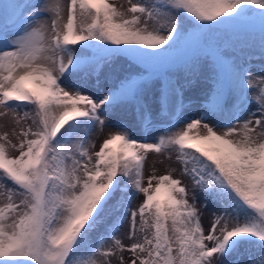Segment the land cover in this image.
<instances>
[{
	"label": "snow or ice",
	"instance_id": "6c2138e0",
	"mask_svg": "<svg viewBox=\"0 0 264 264\" xmlns=\"http://www.w3.org/2000/svg\"><path fill=\"white\" fill-rule=\"evenodd\" d=\"M257 27L264 60V0H129L127 9L111 0L0 3V117L35 125L13 128L18 143L0 133V264H111L118 252L120 264L124 252L128 264H236L230 258L248 246L259 249L248 264H264V75L225 59L212 39ZM181 52L214 58L208 111L195 118L174 112L152 142L111 125L116 130L92 151V133L128 102H137L142 128L155 125L137 100V78H118L96 95L81 82L110 77L121 58L160 71ZM252 102L257 108L248 111ZM217 114L224 119L207 122ZM152 152L169 160L175 152L181 175L220 206L207 234L176 169L157 175L153 167L145 178ZM125 223L129 244L120 237Z\"/></svg>",
	"mask_w": 264,
	"mask_h": 264
},
{
	"label": "rangeland",
	"instance_id": "374dc122",
	"mask_svg": "<svg viewBox=\"0 0 264 264\" xmlns=\"http://www.w3.org/2000/svg\"><path fill=\"white\" fill-rule=\"evenodd\" d=\"M4 0H0L3 3ZM33 3H42L43 0H32ZM112 3L118 7L127 9L129 7V0H111ZM132 3H140L142 0H131ZM15 29L9 30L8 39L12 40L15 35ZM213 41L220 44L225 50V59L235 60L237 63H242L251 69L254 77L264 75L261 72V65L264 64V60L260 59V45H261V33L259 28H255L249 31H245L239 35L230 34H217L212 37ZM78 47V46H77ZM192 52L179 53L180 60L171 64L160 71H153L146 68L144 65L138 64L128 58H121L120 62L116 65L117 71L110 77L105 78L101 76L99 83L96 78L92 77L86 81H82L84 87L83 91L87 94L96 95L100 90L107 94V89L113 87L118 83V78L125 76H131L137 78L142 86V90L137 97L140 105H146L152 112V119L155 125L154 129L142 128L138 118L139 107L136 101L128 102L118 107L112 115L109 117V126H106L103 131L99 127L92 133L91 140L95 142V135L100 134L99 144L97 148L91 149L92 151L98 150L102 141L107 138L110 132L116 129L111 127L114 124H122L128 128L131 135L137 139H147L152 142L154 138L163 132V129L171 122L172 115L182 113L183 116L189 118H195L199 115H204L208 111L213 90L216 87L217 69L214 64V58L210 54H201L198 59L191 57ZM167 91L168 93V105L166 108L161 106V96ZM255 89H250L248 92V98L251 100ZM225 107L232 108L234 95H228L225 97ZM182 105V107H179ZM248 111H254L257 108V104L252 102L246 105ZM12 118L13 116L9 114ZM247 112L241 117L246 118ZM224 119V116L217 114L213 119L207 121L208 123L215 124ZM12 121V122H11ZM12 124H11V123ZM31 125L35 129V125L31 120L23 122L17 126L14 122V118L10 121H0V133L8 132L9 138L18 143L12 134L13 128L26 127ZM220 129H218L219 131ZM12 155L18 153L13 150ZM153 153V155H151ZM149 153L150 167H145V178L152 174L153 167L157 175L166 174L170 169H176L173 173L175 178L182 180V183L187 186L189 191V201L194 202L196 207L201 212V222L207 234L211 227L212 213L219 211V205L214 203L212 198L208 196L205 199L206 193L194 189L193 183L190 177L181 175V165L175 161V152L172 153V159H167L164 155H158L154 152ZM148 154V155H149ZM148 161V160H146ZM146 166V162H145ZM119 179V177H118ZM193 195H195V201H193ZM143 196H138L132 202V208H136L142 201ZM6 200L0 198V204L5 203ZM207 203L208 207L204 208V204ZM139 222V218H137ZM129 231V223H125L121 228L120 237L125 244L131 243V241L124 239V233ZM249 250L242 249L237 255H234L230 259L236 264H248L249 255L255 254L259 249L254 246H248ZM121 253H117L116 256L111 257V264H120L119 256ZM125 264L131 258V254L128 252L122 253ZM102 259V258H101Z\"/></svg>",
	"mask_w": 264,
	"mask_h": 264
},
{
	"label": "bare ground",
	"instance_id": "6f19581e",
	"mask_svg": "<svg viewBox=\"0 0 264 264\" xmlns=\"http://www.w3.org/2000/svg\"><path fill=\"white\" fill-rule=\"evenodd\" d=\"M13 118L8 114V115H6V116H4V117H0V121L1 122H6V121H10V120H12ZM12 122V121H11ZM10 122V123H11ZM12 124V123H11ZM99 136H101L100 134H97V135H95V138H94V140H95V144H96V148H97V146H98V144H99V138H96V137H99ZM16 140H17V138L16 137H14ZM11 152H14L13 150H11L10 149V153ZM151 155H153V153L151 154ZM151 155L149 154L148 155V158H147V160L148 161H146V169H148L149 167H150V164H149V161H150V157H151ZM257 253V252H256Z\"/></svg>",
	"mask_w": 264,
	"mask_h": 264
}]
</instances>
